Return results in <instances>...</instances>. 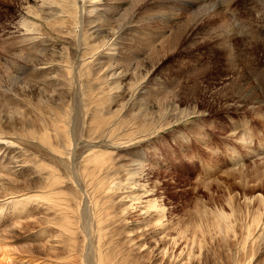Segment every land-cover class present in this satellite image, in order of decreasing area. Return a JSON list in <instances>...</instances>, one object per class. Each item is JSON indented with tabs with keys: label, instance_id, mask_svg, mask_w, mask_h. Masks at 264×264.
Masks as SVG:
<instances>
[{
	"label": "rangeland",
	"instance_id": "rangeland-1",
	"mask_svg": "<svg viewBox=\"0 0 264 264\" xmlns=\"http://www.w3.org/2000/svg\"><path fill=\"white\" fill-rule=\"evenodd\" d=\"M43 1L0 0V264H264V0Z\"/></svg>",
	"mask_w": 264,
	"mask_h": 264
},
{
	"label": "bare ground",
	"instance_id": "bare-ground-1",
	"mask_svg": "<svg viewBox=\"0 0 264 264\" xmlns=\"http://www.w3.org/2000/svg\"><path fill=\"white\" fill-rule=\"evenodd\" d=\"M52 1V0H51ZM51 1H50V3H51ZM98 1H100V0H98ZM142 1V0H141ZM42 2H44L43 0H42ZM41 2V3H42ZM52 2H54V1H52ZM57 2V1H56ZM50 3H48V4H50ZM121 4V3H120ZM133 4V3H132ZM137 4V3H136ZM91 5V4H90ZM138 5V4H137ZM93 6V5H92ZM135 6V5H134ZM71 7H73V6H71ZM126 8V7H125ZM135 8V7H134ZM73 9V13L75 12V8L73 7L72 8ZM128 9H130V8H128ZM127 9V10H128ZM132 9V8H131ZM121 10H125L124 8L123 9H121ZM214 10V9H213ZM129 11V10H128ZM132 11V10H131ZM126 12V10L124 11V13ZM88 14V13H87ZM70 15V14H69ZM119 15V14H118ZM71 16H73L72 14H71ZM25 18V17H24ZM26 23V22H25ZM230 27V26H229ZM102 30V29H101ZM104 30V29H103ZM102 30V31H103ZM98 31V30H97ZM96 31V32H97ZM99 32V31H98ZM101 32V31H100ZM99 32V33H100ZM224 32V31H223ZM98 34V33H97ZM104 34H107V33H104ZM108 34H110V35H112V37L114 38V36H115V32H112L111 30L108 32ZM88 35H89V33H88ZM102 35V34H101ZM94 36V35H93ZM99 36V35H98ZM120 36V35H119ZM91 37V36H90ZM107 37V36H106ZM109 37V36H108ZM97 38V37H96ZM105 44V43H104ZM112 44V43H111ZM95 47V46H94ZM98 47V46H97ZM95 50V49H94ZM242 83V82H241ZM241 87V86H240ZM243 87V86H242ZM254 94V93H253ZM240 96V95H239ZM248 96H250V95H248ZM247 97V96H246ZM245 97V98H246ZM246 100H247V98H246ZM247 102H250V103H252L253 105H254V103L256 102L257 104H259V102H260V100H258V99H256V97H254V95H251L250 97H248V100H247ZM247 105V104H246ZM252 105V106H253ZM257 106V105H256ZM195 112V111H194ZM196 113V112H195ZM194 113V114H195ZM197 114V113H196ZM105 116V115H104ZM102 125V124H101ZM45 126V125H44ZM102 127V126H101ZM43 131L44 132H42V135H43V138L41 139L40 138V140L42 141V142H45V139H48V141H47V149L49 150V151H51V152H53V153H64V152H66V151H64V152H62L60 149H59V146H60V144H57V145H53L50 141H49V135H48V127H43ZM62 131V132H64L65 131V127H64V125L63 124H60L59 125V127H58V129H55L54 130V132L57 134L59 131ZM32 132H33V130H32ZM31 132V133H32ZM35 133H36V131L35 132H33L32 133V135H34L35 136ZM62 148L63 149H67V145H64V146H62ZM108 159L109 158H106L102 153H99V152H93V154H92V157H91V159H90V161H91V163L90 164H92V166H91V169H90V171L85 175V177L90 181V184L91 185H93L94 187H98V188H103L104 187V185H105V183H104V181L106 180V176H102V174H101V172L102 171H104V169H106V166L108 165ZM43 166H45V165H43ZM48 170V176H49V180H48V182H47V184H48V186H53V185H55V184H58L59 182H60V180H58L57 179V176H55V174H54V172L52 171V168L50 167V168H48L47 169ZM96 189V188H95ZM48 199V198H47ZM46 202H48V200H46ZM154 203H155V201H152L151 202V207H154L155 205H154ZM235 211V210H234ZM233 211V212H234ZM222 214H220V213H218V214H215L214 216H213V224H212V226L215 228V229H217V233H219L221 236H222V239L223 240H225V238H223V235H224V237L225 236H227V234L229 233V231L231 230V226L229 225V223L226 221V218H228L223 212H221ZM258 214V213H257ZM232 215H234L233 213H232ZM231 216V215H230ZM90 218V217H89ZM85 225H84V227L86 228L87 226H88V224H87V216L85 215ZM257 219H258V217H255L254 216V218L252 219L253 220V222L254 223H256L257 225H258V222H259V219H258V221H257ZM91 221V220H90ZM92 222V221H91ZM252 222V221H251ZM251 222H250V224H251ZM253 222H252V224H253ZM88 223H90V222H88ZM98 223H101V222H98L97 221V225H99ZM249 224V226H251ZM255 224V225H256ZM96 225V226H97ZM254 225V224H253ZM91 226V225H90ZM248 227V226H247ZM250 228V227H249ZM246 229H248V228H246ZM251 229V228H250ZM250 229H248L247 231H249ZM253 229V228H252ZM229 236V235H228ZM194 241V239H192V242ZM191 247H189L188 246V249H189V252H188V254L190 255L191 254V249H190ZM15 264V263H14ZM99 264H101V262H99Z\"/></svg>",
	"mask_w": 264,
	"mask_h": 264
}]
</instances>
